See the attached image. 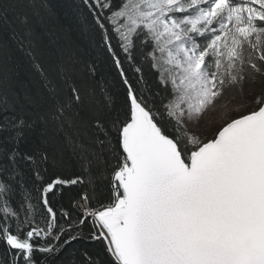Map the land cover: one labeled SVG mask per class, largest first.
<instances>
[{
    "label": "snow or ice",
    "instance_id": "obj_1",
    "mask_svg": "<svg viewBox=\"0 0 264 264\" xmlns=\"http://www.w3.org/2000/svg\"><path fill=\"white\" fill-rule=\"evenodd\" d=\"M82 3L103 34L130 103L114 113L107 94L82 92L70 65L62 85L45 84L53 100L46 115L0 122L13 144L0 146V264H57L63 250L84 238L85 227L88 239L104 243L112 264H264V95L255 97L254 110L217 127L211 138L190 127L226 88L242 86L244 42L259 53L249 60L251 69L264 75L256 62L264 63V0ZM11 7L0 0V25L9 23ZM8 50L9 40L0 35V56ZM138 58L157 73L154 93L138 92L129 82L125 61L146 83ZM38 126L42 140L49 126L64 134L87 181L55 173L46 178V150L20 151ZM24 161L30 162L27 177ZM104 180L109 202L97 205L95 184ZM85 183L71 210L54 208L50 195ZM81 255L83 264H97L86 250Z\"/></svg>",
    "mask_w": 264,
    "mask_h": 264
},
{
    "label": "trees",
    "instance_id": "obj_2",
    "mask_svg": "<svg viewBox=\"0 0 264 264\" xmlns=\"http://www.w3.org/2000/svg\"><path fill=\"white\" fill-rule=\"evenodd\" d=\"M3 3L12 7L8 12L9 23L0 25V35L9 40L8 55L0 56V122L15 117L34 120L39 115H46L51 110L53 100L45 84L52 81L53 84L62 85V77L66 75L64 69L70 65H74V79L82 92L94 90L98 98L102 93L107 94L116 114L126 109L130 103L127 86L108 52L101 30L82 0H3ZM13 32L17 33L16 40L10 39ZM19 41L23 42L22 48ZM111 43L123 60L114 36ZM137 63L142 68L146 83L140 82L141 73H136L125 61L123 67L129 82L138 92L147 88L154 93L159 88L156 71L139 58ZM40 127L28 133L20 144V151L30 152L37 147L46 150L50 157L48 172L44 173L46 178L55 173L69 179L82 175L87 181L81 162L65 142L64 134L49 126L45 142L40 138ZM9 135L8 131L0 132V146L13 147ZM52 158L56 161L54 167L51 166ZM29 164L24 161L20 166L26 177L31 175ZM41 171L43 173V169ZM36 186H39V182ZM28 187H33L32 180H29ZM85 188H88L87 183L65 187L56 196L50 195V200L58 212L61 208L71 210L72 199ZM109 189L107 180L97 181L94 203H108ZM32 195L36 197L39 193L33 191ZM20 199L18 194L12 200V206L17 207ZM36 219L39 221L38 215ZM88 231L89 228L85 227L84 238L63 250L57 264H83L81 253L85 250L96 258L97 264H112L104 243L88 239ZM4 248L5 245L0 243V256ZM37 258L42 259V254L37 253ZM8 259L11 260L10 254Z\"/></svg>",
    "mask_w": 264,
    "mask_h": 264
},
{
    "label": "rangeland",
    "instance_id": "obj_3",
    "mask_svg": "<svg viewBox=\"0 0 264 264\" xmlns=\"http://www.w3.org/2000/svg\"><path fill=\"white\" fill-rule=\"evenodd\" d=\"M241 51L245 80L242 86L237 84L226 88L223 94L216 99L214 105L207 108L200 120L192 123L191 131L200 133L201 138H211L217 127L223 126L233 117L254 110L257 107L254 103L255 97L264 95V75L254 73L249 65V60L253 57L258 58L259 53L253 52L245 44ZM256 62L264 67V63L258 59ZM253 75L256 76L255 80L251 79Z\"/></svg>",
    "mask_w": 264,
    "mask_h": 264
},
{
    "label": "bare ground",
    "instance_id": "obj_4",
    "mask_svg": "<svg viewBox=\"0 0 264 264\" xmlns=\"http://www.w3.org/2000/svg\"><path fill=\"white\" fill-rule=\"evenodd\" d=\"M231 27V26H230ZM249 40H251V41H254V37H249ZM243 44H245L248 48H251L250 47V45H249V43L246 41V42H244ZM242 48H243V45H242ZM211 106H209L208 108H210ZM209 110V109H208ZM213 112V111H212Z\"/></svg>",
    "mask_w": 264,
    "mask_h": 264
}]
</instances>
